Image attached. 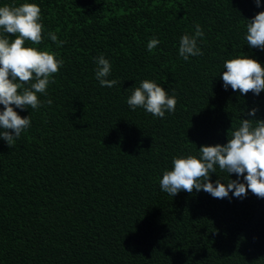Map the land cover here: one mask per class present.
I'll return each instance as SVG.
<instances>
[{
  "label": "trees",
  "instance_id": "obj_1",
  "mask_svg": "<svg viewBox=\"0 0 264 264\" xmlns=\"http://www.w3.org/2000/svg\"><path fill=\"white\" fill-rule=\"evenodd\" d=\"M36 3L42 42L64 64L38 94L31 126L10 148L0 138V264H264V198L161 190L174 157L226 144L229 130L264 119V90L224 87V63L237 55L264 66V50L245 39L264 0H0ZM202 55L184 60L180 38L194 35ZM56 33L57 46L48 36ZM0 35L13 41L18 34ZM160 40L151 52L148 42ZM112 65L102 87L94 57ZM177 97L163 118L135 110L128 97L143 80ZM25 84L28 87L30 83ZM175 89V92H173ZM51 99L53 103L47 104ZM4 108L0 105V110ZM246 175V173H245ZM240 179L236 173H211ZM235 190L233 189V192Z\"/></svg>",
  "mask_w": 264,
  "mask_h": 264
},
{
  "label": "clouds",
  "instance_id": "obj_2",
  "mask_svg": "<svg viewBox=\"0 0 264 264\" xmlns=\"http://www.w3.org/2000/svg\"><path fill=\"white\" fill-rule=\"evenodd\" d=\"M260 7V0H256ZM245 39L253 48L264 50V11L248 20ZM0 28L8 34H18L13 41L0 35V138L12 148L21 133L31 126V116H21L17 108L38 110L42 101L38 94H47V88L55 82L53 77L64 64L63 58L57 59L58 53L50 50H39L34 46H25V41L33 45L42 42L43 24L41 8L36 3L25 2L19 6H0ZM48 36L57 46L65 41L59 40L56 33ZM204 36L199 23L195 26L194 35L185 34L180 38L179 55L188 60L191 56L202 55L198 47V39ZM160 43L153 37L147 44L151 52ZM97 67L95 76L102 87H113L116 79H108L112 65L103 55L93 58ZM222 80L224 87L229 86L241 95L249 92L259 95L264 90V66L255 58L237 55L224 63ZM30 83L28 87L25 84ZM175 92V89H173ZM53 101L47 100L51 105ZM133 110L143 107L147 113L163 118L166 112H174L177 97L169 96L165 88L154 80H143L127 99ZM257 108H252L239 127L229 130L226 144L204 145L199 148L201 153L180 155L173 158L174 167L166 170L160 179L161 190L175 196L181 190L191 193L201 189L214 198H226L232 192L237 198L246 197L250 190L258 198H264V119H256ZM218 168L228 174L236 173L240 179L228 180L225 184L217 180L215 185L210 175ZM246 173V175H245ZM233 189L235 190L233 192Z\"/></svg>",
  "mask_w": 264,
  "mask_h": 264
}]
</instances>
